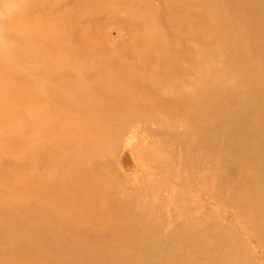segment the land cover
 <instances>
[{"label":"rangeland","instance_id":"1","mask_svg":"<svg viewBox=\"0 0 264 264\" xmlns=\"http://www.w3.org/2000/svg\"><path fill=\"white\" fill-rule=\"evenodd\" d=\"M0 264H264V0H0Z\"/></svg>","mask_w":264,"mask_h":264}]
</instances>
